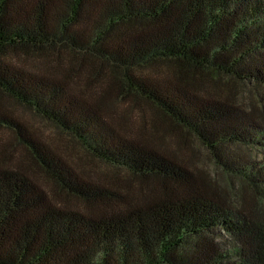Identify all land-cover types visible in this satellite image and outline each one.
<instances>
[{"label": "trees", "instance_id": "trees-1", "mask_svg": "<svg viewBox=\"0 0 264 264\" xmlns=\"http://www.w3.org/2000/svg\"><path fill=\"white\" fill-rule=\"evenodd\" d=\"M60 50L110 68L89 70L86 86L99 84L91 99L68 83L80 61L57 63L61 76L13 62ZM160 62L173 63L166 76L144 73ZM205 73L264 86V0H0V95L100 162L150 181L128 198L90 184L0 113V128L16 131L43 175L88 206L70 209L23 169L0 167V264H264V161L246 155L264 147V117L232 94L199 93ZM115 99L142 101L191 133L238 185L221 191L153 139L119 133L105 119Z\"/></svg>", "mask_w": 264, "mask_h": 264}, {"label": "rangeland", "instance_id": "rangeland-1", "mask_svg": "<svg viewBox=\"0 0 264 264\" xmlns=\"http://www.w3.org/2000/svg\"><path fill=\"white\" fill-rule=\"evenodd\" d=\"M13 61L17 66L34 73H53L61 76L62 70L57 63L68 67L71 63L81 62L85 68L73 72L68 83L76 90L81 91L84 97L91 99V92L98 85L86 86L89 70L100 69L108 74L110 68H100L101 65L88 61L83 57L73 58L65 50L52 51L47 54L20 53ZM92 62V63H90ZM173 63L160 62L143 69L145 74L164 77L172 69ZM196 76L201 77L200 73ZM203 77L207 85L199 93L219 100L234 96L235 102L244 109L255 110L264 117V86H256L252 82L237 83L233 79L214 74L205 73ZM100 95V93H99ZM111 100V99H110ZM2 114L18 121L22 130H27L54 148L64 159L90 184L102 185L114 189L125 198L128 195H139V190L149 182L129 175L126 171L108 166L87 153L81 144L71 135L59 130L55 125L38 116L34 111L16 103L6 95H0ZM110 112L105 119L110 120L119 133L130 137H144L153 139V142L166 153L172 155L182 166L195 175L206 173L216 178V187L223 191L227 186L236 187V179L230 180L213 165L207 151L199 144L195 137L186 130L174 125L169 118L154 108L136 99H115ZM157 128V129H156ZM18 135L10 128H0V167L10 166L12 169H23L36 183L43 187L59 204L70 209H88V206L58 190L53 182L46 178L34 164L32 158L18 143ZM6 154V158H4ZM246 155L252 161H264V147L249 146ZM152 183V182H151ZM155 184H157L155 182ZM176 187V185H173ZM223 233V232H221Z\"/></svg>", "mask_w": 264, "mask_h": 264}]
</instances>
